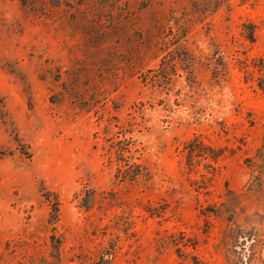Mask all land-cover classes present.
Masks as SVG:
<instances>
[{
  "label": "rangeland",
  "instance_id": "374dc122",
  "mask_svg": "<svg viewBox=\"0 0 264 264\" xmlns=\"http://www.w3.org/2000/svg\"><path fill=\"white\" fill-rule=\"evenodd\" d=\"M262 87L264 0H0V264L264 259Z\"/></svg>",
  "mask_w": 264,
  "mask_h": 264
},
{
  "label": "trees",
  "instance_id": "16d2710c",
  "mask_svg": "<svg viewBox=\"0 0 264 264\" xmlns=\"http://www.w3.org/2000/svg\"><path fill=\"white\" fill-rule=\"evenodd\" d=\"M262 91H264V87H262ZM258 154L260 155V159L264 161V137L262 138V144L258 150ZM256 236H258V240L247 239L246 241H249L250 243L246 242L241 244L238 247V251L230 250L231 245L228 241L230 236L225 237L222 244L225 247L226 264H264V259L261 254L263 249V240H261L262 238L260 234H256ZM51 240L53 241V238H51ZM53 245L55 244L52 242V246ZM55 250L58 251L57 248H55Z\"/></svg>",
  "mask_w": 264,
  "mask_h": 264
}]
</instances>
